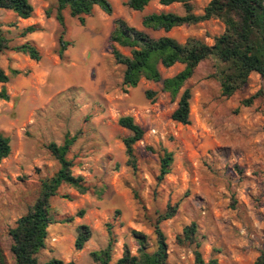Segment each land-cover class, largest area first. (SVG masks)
I'll list each match as a JSON object with an SVG mask.
<instances>
[{
	"label": "rangeland",
	"instance_id": "rangeland-1",
	"mask_svg": "<svg viewBox=\"0 0 264 264\" xmlns=\"http://www.w3.org/2000/svg\"><path fill=\"white\" fill-rule=\"evenodd\" d=\"M110 1L111 15L96 7L84 26L66 9V28L55 18L56 0H30L34 12L28 19L0 9L10 45L32 40L42 54L35 61L12 50L0 53L1 68L10 75L12 69L21 71L0 83L11 97L0 101V133L9 136L12 145L11 154L0 162V253L7 264H15L9 230L35 203L42 181L60 168L47 145H61L70 134L77 136L68 154L73 173L82 175L90 190L83 194L64 184L51 198L56 222L48 228L46 248L37 255L39 264L53 258L98 264L91 252L107 245L108 222L116 223L114 261L122 256L125 242L135 253L131 231L144 232L154 243L155 213L177 203V214L160 225L169 245V264L194 262L195 247L176 240L192 222L198 225L206 261L215 257L220 264H254L264 252V77L252 73L241 90L226 98L214 77L216 61L201 62L184 86L192 92L191 123L176 122L171 116L178 98L163 91L160 82L142 79L135 88L123 85L125 66L116 63L111 53L110 35L116 18L144 29L145 15L163 11L184 15L185 7L152 0L137 11L126 5L128 0ZM208 3L194 0L193 12L203 13ZM50 8L51 17L47 15ZM31 25L40 30L22 37ZM224 29L222 21L210 19L169 32L146 31L182 42L198 37L213 44ZM61 33L69 43L63 58L59 56ZM116 47L131 53L130 48ZM183 68L179 63L161 68L162 76H173ZM148 90L155 92L152 98ZM253 96L250 106L242 105ZM123 116H132L146 131L135 144L137 172L127 165L123 138L132 132L119 124ZM163 148L173 152L174 161L171 172L159 180ZM81 209L85 210L82 217L77 215ZM81 224L90 226L93 235L77 250Z\"/></svg>",
	"mask_w": 264,
	"mask_h": 264
},
{
	"label": "trees",
	"instance_id": "trees-1",
	"mask_svg": "<svg viewBox=\"0 0 264 264\" xmlns=\"http://www.w3.org/2000/svg\"><path fill=\"white\" fill-rule=\"evenodd\" d=\"M152 0H128L126 5L137 11H143ZM194 0H159L163 6L174 3H182L186 9L184 15L174 12H154L147 14L142 19L144 29L130 25L123 18L114 20V29L110 35L111 53L116 63L125 66L123 85L125 87H137L142 79L160 82L163 91L170 94L173 99L178 98L177 108L172 113V119L183 125L191 123V99L190 88H184L186 82L191 79L199 64L207 59H214L216 77L221 86V94L230 98L241 90L249 81L252 73H258L264 77V0H209L203 13L193 12ZM99 7L107 14L113 13V5L110 0H56L55 18L60 26L66 28L64 11L69 9L70 15L78 19L80 24H86V18L93 16L95 8ZM0 9L12 10L22 19H28L34 12L30 0H0ZM52 9H48L47 15L52 16ZM210 19H218L223 22V33L214 38L213 44H208L198 37H189L180 41L173 36H154L146 29L169 32L173 28L183 25H194ZM40 30L37 25L26 27L22 37ZM59 56L63 58L64 51L69 43L64 40L63 33L59 37ZM11 39L7 36L0 20V53L12 50L28 55L31 59L39 61L42 54L38 45L32 40L11 46ZM116 44L131 49L130 55L122 53ZM183 64L184 68L173 76L164 78L161 68H170L175 64ZM21 73L18 69H12L11 75L0 67V83L9 82L11 76ZM149 98L155 95L154 91L146 92ZM10 94L5 86L0 89V101H9ZM255 96L242 101V105L250 106ZM119 124L129 129L132 135L124 137L128 157L127 165L135 172L139 171V161L135 150V144L141 141L145 135V129L138 125L132 116H123ZM77 136L67 134L64 143L58 145L52 142L47 145L48 150L59 162V170L50 178L42 181L40 194L26 214L22 215L13 228L9 230L13 243L11 251L15 258V264H39L38 253L46 248L48 228L55 223L51 211L50 200L58 194L59 188L70 185L80 193H87L90 186L82 175L73 173V161L68 157L72 145ZM150 150H152L150 148ZM12 151L11 139L4 133H0V162L7 158ZM174 154L166 148L160 155L159 180H163L171 172ZM178 203L169 204L165 210L157 211L153 222V243L147 234L139 230L131 231L136 252L133 253L128 242L123 244L122 256L114 261V248L118 242L115 232V222L106 223L108 242L104 248L91 252V256L98 264H169V245L167 237L161 229L163 221L172 219L178 212ZM85 210L81 209L77 215L82 217ZM119 214V212H117ZM117 215L114 221H117ZM93 232L90 226L81 224L77 227L75 248L81 250L92 238ZM177 243L182 246H194V262L192 264H220L218 258H210L206 261L200 250L201 243L198 240V225L192 222L178 235ZM0 264H7L0 253ZM44 264H75L73 261L65 263L61 259L53 258ZM254 264H264V252L256 258Z\"/></svg>",
	"mask_w": 264,
	"mask_h": 264
}]
</instances>
